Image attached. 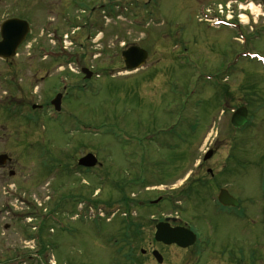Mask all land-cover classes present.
<instances>
[{"label":"rangeland","instance_id":"rangeland-1","mask_svg":"<svg viewBox=\"0 0 264 264\" xmlns=\"http://www.w3.org/2000/svg\"><path fill=\"white\" fill-rule=\"evenodd\" d=\"M104 3L105 10L89 3L97 5L92 40L85 27L74 41L62 16L65 2L0 1V23L21 15L32 27L20 56L11 65L0 60V154L13 159L0 167V264H214L217 254L199 259L198 244L184 251L155 240L157 220L185 207L196 231L212 225L208 253L237 240L240 253L252 247L253 264H264V229L254 223L264 209V0ZM214 3L228 7L240 28L202 18L204 8L216 13ZM59 38L74 59H43L41 44L60 50ZM75 42L83 46L76 50ZM131 45L150 51L138 70L127 69L122 55ZM82 68L93 72L90 79ZM58 93L60 113L32 108ZM229 102L250 108L243 129L232 125ZM215 146L214 159L236 168L234 191L247 200L248 220L220 213L201 185L187 189L201 178L196 164ZM48 151L73 166L74 157L91 152L101 165L85 170L77 162L76 178L61 176L51 190L21 187L41 176ZM220 264L228 262L221 257Z\"/></svg>","mask_w":264,"mask_h":264},{"label":"flooded vegetation","instance_id":"flooded-vegetation-1","mask_svg":"<svg viewBox=\"0 0 264 264\" xmlns=\"http://www.w3.org/2000/svg\"><path fill=\"white\" fill-rule=\"evenodd\" d=\"M0 1H2V0H0ZM47 1H49V2H47ZM90 1H93V0H43L44 5H48L50 3L59 5V4H62L63 2H65L66 7H64L63 9L66 12L63 11L62 16H64V20L68 24V27H71L73 29L72 31H73L74 37L72 39L74 41L77 40V36L81 35V34H79V31H81L85 27H87L91 31L90 32L91 34H88V39L92 40V38H93L92 37V35H93L92 30L96 27V25L98 26L97 23L92 21V17H93L92 11H94V9H96L97 5H95V6L89 5ZM104 2H105V0H97V4L98 5L100 4V7L102 10H105V7L108 6L107 3L105 4ZM218 4H220V3H218ZM73 6H75V8H76L75 10L72 9ZM47 7L49 9L48 16L51 14H55L56 18H58V14L56 12H59V11L57 10V8L55 6H47ZM43 11H44V9H43ZM90 17H91V20H90ZM10 18H20L23 20H27L26 18H24L21 15L16 16V15H9L8 14V16L6 18H4L2 20V22L4 20L10 19ZM50 20H55V19H50ZM2 22L0 23V26H1ZM54 27L55 28H53L52 33H53V37H56L57 28H56V26H54ZM232 27H234V26H232ZM262 27H264V25ZM237 31L238 30H235V32H237ZM242 32L243 31L239 30V33H242ZM52 33H49V35H51ZM31 34H32V27H31V32L29 33L27 38ZM1 39H2V37H1V32H0V40ZM27 40L28 39H26V41ZM59 40L62 41V38H59ZM82 46H83V43H76L75 42L76 50ZM23 47H24V44H21L17 48V52H16V55L14 57H12L10 59L0 58V60L4 61V63H6L8 65H11L13 63L12 60L16 59L20 56L19 50ZM39 52H40V54H42L43 59L50 58V59L55 61L56 59L61 58L58 54L65 53V52L66 53L71 52V50L68 47V45H66V46L62 47V49L58 50L56 44L47 45V46L44 44H41V50H39ZM148 54H149L148 55V59H149L150 51H148ZM56 55H58V56L56 57ZM148 59H147V61H148ZM37 71H38V73L40 72V70H37ZM58 94H62V93H58ZM231 98L229 97L230 102H231ZM230 102L227 103L226 105H224V107L227 108L228 110H230V109L233 110L232 116L241 107H246L248 110V118H249V113H250L249 109L250 108H248L247 105L246 106L242 105L240 107L232 108V105ZM51 103H52V100L50 103L43 104V105L34 104V105H32V108L33 109L50 108V107H52ZM60 110H61V108H60ZM244 126L239 127L237 129H243ZM39 138L40 137H37L36 139H34L33 137L29 138L30 143H31V140H34V142L40 143L39 141L41 139H39ZM218 151H219V149L217 146H215L214 148L213 147L208 148L205 151V153L203 154V159L200 160L198 162V164H196L197 167H199L198 172L201 174V178L199 180L194 181V183L192 185L188 186L187 189L192 188L191 189L192 193L197 192L198 189H197L196 185H201L199 187L204 189V193L212 201L211 204L215 205L217 207V210L220 213L226 215V217H228L230 219H236V218H238V216H240L241 218H246L248 220V208H247V204H246L247 200L240 198L234 191V188L236 186V181H237L235 179L236 168L231 167L229 159L215 160L214 158L216 157ZM43 153L47 154L48 158H46L44 160V162L42 163L43 170L41 171V176L38 175V176H40V178L37 176L32 180H27V183H23V185L21 187H24V188H30L31 187L30 189H33L36 187L38 188V186H41L42 188H45V186H43V184H46L49 187V190H51L50 187H52L54 182L59 184L61 176H64V178H66L70 181H72L76 178V176H75V174H77L76 163L78 162V160L75 159V157H74V166H73L72 165L73 159L56 160V159L49 158V156L51 155V153L49 151L43 152ZM213 159L215 160V162H214L215 166L212 167V166L208 165V162L210 160H213ZM12 160L13 159L9 156V158L6 160V162L4 164H0V167L5 168L7 165L9 167L12 166ZM81 168L88 170L87 167H81ZM89 168H91V167H89ZM15 177H16L15 171L11 169L10 170V178L14 179ZM188 177L186 179H188ZM47 178H48V180H47ZM186 179L182 182V184L186 181ZM61 187H62V185H59L58 189H60ZM173 188L175 189V187H172V190H173ZM54 189L56 191L55 187H54ZM49 190H48V192H49ZM222 193H224V197H223L224 200L223 199L220 200V195ZM225 194L227 196L226 199H225ZM48 195H49V199H51L52 196L50 194H48ZM170 195L174 196L171 193V194H169L168 198H170ZM152 202H153V204L155 203L154 201H152ZM185 208H187V207H185ZM185 208L182 210L181 213H180V210L175 214L174 213H168L163 219H160V221L157 220L158 218L153 219V220H157V223H160V222L167 223L169 228L186 227V228L194 231L197 234V241L194 242V244L189 246V247L182 248L176 243L170 244L169 246H176V247H179L180 249H182L184 251H188L191 248H193L196 244H198V246L200 248H202V251H200V254H199V259L202 257L203 254H207L208 257H210L211 259L217 254V256H215L216 258L214 260V264H220L221 257H224L226 259V261L228 262V264H253V256H252L253 254L251 251L252 247L249 248L250 249L249 251H247L245 253H243V252L240 253L239 249L236 247L237 240H232V242H235L234 246H232L231 248H225V250L223 252L217 251V252H213L212 254L208 253V251L211 250L209 245L212 241V235H213L212 225L210 224L207 227V230H205L203 232L196 231L194 224L191 221L192 218L191 217L189 218L187 216ZM192 209L198 210L197 208H195V206H193ZM262 211L263 212L261 213L260 218L258 220L256 218L254 219V223L255 224L258 223L260 225L259 227L261 228V230L264 229V209ZM183 212L186 213V215H181ZM201 216H202V214H201ZM157 225L158 224H156V227H157ZM262 234H264V231ZM251 245H252V243H251Z\"/></svg>","mask_w":264,"mask_h":264},{"label":"water","instance_id":"water-1","mask_svg":"<svg viewBox=\"0 0 264 264\" xmlns=\"http://www.w3.org/2000/svg\"><path fill=\"white\" fill-rule=\"evenodd\" d=\"M29 30V24L25 20L12 18L5 21L1 27L2 40L0 41V57L7 59L14 56L17 47L24 40ZM123 56L125 58L127 68L134 69L142 66L145 63L147 59V52L137 46H131L123 52ZM61 99L62 94H58L52 101L57 110H60L61 108ZM246 121V107H241L238 109L237 112L232 116L231 120L235 127H241L246 123ZM8 158L9 156L7 154L0 155V164H4ZM97 163L98 158L93 153H89L79 160V164L86 167H93L97 165ZM223 197L224 193L220 195V200H222ZM226 198L227 196L225 194V199ZM155 238L157 241H161L165 244L177 243L181 247H188L196 241V235L192 231L184 227L169 228L167 223L163 222H160L157 225ZM153 255L159 262L163 261V256L159 251L154 250Z\"/></svg>","mask_w":264,"mask_h":264},{"label":"bare ground","instance_id":"bare-ground-1","mask_svg":"<svg viewBox=\"0 0 264 264\" xmlns=\"http://www.w3.org/2000/svg\"><path fill=\"white\" fill-rule=\"evenodd\" d=\"M251 5H252V8H256L255 5H254V3H251ZM244 17L247 18L248 16L247 15H244Z\"/></svg>","mask_w":264,"mask_h":264}]
</instances>
